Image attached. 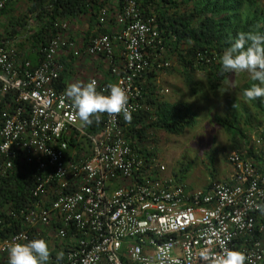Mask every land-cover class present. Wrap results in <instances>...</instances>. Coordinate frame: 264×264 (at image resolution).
Instances as JSON below:
<instances>
[{
    "label": "built area",
    "instance_id": "2783aa9c",
    "mask_svg": "<svg viewBox=\"0 0 264 264\" xmlns=\"http://www.w3.org/2000/svg\"><path fill=\"white\" fill-rule=\"evenodd\" d=\"M13 1L0 0V14ZM141 1L123 0L115 13L102 8L99 26L112 20L117 30L93 38L84 50L58 34L40 49L36 66L19 54L16 41L0 40V184L15 166L32 176L23 222L37 236L60 242L59 264H220L229 251L240 253L243 264H264V129L252 140L262 166L233 152L227 181L194 190L163 177L166 167L136 149L121 114L107 115L101 133L92 136L71 99L57 90L62 52L102 57L128 97L132 119L149 110L147 75L171 63ZM56 27L61 32L68 25ZM73 140L86 144L72 148ZM29 233L0 239V264L12 244L30 241ZM49 261L57 264V256Z\"/></svg>",
    "mask_w": 264,
    "mask_h": 264
},
{
    "label": "trees",
    "instance_id": "16d2710c",
    "mask_svg": "<svg viewBox=\"0 0 264 264\" xmlns=\"http://www.w3.org/2000/svg\"><path fill=\"white\" fill-rule=\"evenodd\" d=\"M90 1L28 0L27 14L10 19L6 37L0 38V40L16 41L17 50L22 56L27 46H31V50L40 56V49L61 33L56 25L64 19L75 18L86 13L91 5ZM122 1L119 0L120 5H122ZM13 7L14 1L6 6L0 17L9 16L13 12ZM141 8L146 17L155 19L156 26L164 38L165 50L171 49L177 53L178 61L183 68L184 83L188 89L193 87L194 75L200 70L205 73L209 86L213 90L217 89L226 82L229 75V72L221 71L220 57L230 46L236 34L238 32L264 34V0H142ZM32 18L36 23L35 29L30 24ZM182 46L185 48L179 51ZM154 76V73L147 75V83L143 90L145 103L149 110L134 116L127 127L128 138L134 146L137 142L147 140L151 129L169 135L182 136L188 129L195 126L197 113L191 105L169 103L153 97L154 94L150 88L152 87L151 79ZM253 83L255 82L250 80L240 92L243 93ZM103 87L96 88V90L107 95L103 92ZM63 88L61 76L57 83V90L63 91ZM244 99L246 100L245 97ZM246 101L256 111L264 110L260 99ZM3 108L4 100L0 97V128ZM244 108L245 113L248 114L247 107ZM106 117L107 114H100L98 122L94 120L91 125H84L88 134L92 136L100 134ZM250 118L248 115L247 120ZM218 123L231 135L234 145L233 152L239 153L243 158L250 159L259 166L263 165L253 144L246 147L250 137H247L240 128L239 120L235 114L219 119ZM85 144L84 142H75V140L70 143L72 148L80 145L82 147ZM136 149L139 148L136 146ZM139 152L149 158L147 152L142 150ZM178 182L182 183V180H178ZM33 187L32 176L22 172L18 166H15L8 176L1 180V240L22 231L30 232V240H47L44 235L37 236L35 231L29 230L23 222V214L32 204L31 190ZM54 226L57 227L55 224ZM49 257L56 260L55 254H50ZM6 263L7 261L2 264ZM54 263L48 261V264Z\"/></svg>",
    "mask_w": 264,
    "mask_h": 264
},
{
    "label": "rangeland",
    "instance_id": "374dc122",
    "mask_svg": "<svg viewBox=\"0 0 264 264\" xmlns=\"http://www.w3.org/2000/svg\"><path fill=\"white\" fill-rule=\"evenodd\" d=\"M14 5L9 16L0 17V38L6 37L10 19L27 14V0H15ZM31 22L34 23L33 18ZM184 48L182 46L179 51ZM166 60L171 63V67L156 73L151 79L153 97L170 103L191 105L197 113L195 126L182 136L151 129L147 140L137 142L136 146L147 152L149 158L154 159L158 165L166 167L163 173L165 178L177 182L182 180V183L194 190L205 189L214 182L223 183L232 174L228 157L233 153L234 145L231 135L218 120L235 114L240 128L250 137L246 147L251 146L258 130L264 129V110L256 111L240 92L250 82V75L246 72H229L226 82L213 90L207 83L205 73L200 70L194 75L193 87L188 89L177 53L167 50ZM244 107H247L248 114ZM248 115L251 118L247 120ZM46 242L49 253L59 256L60 242Z\"/></svg>",
    "mask_w": 264,
    "mask_h": 264
},
{
    "label": "clouds",
    "instance_id": "9594fccd",
    "mask_svg": "<svg viewBox=\"0 0 264 264\" xmlns=\"http://www.w3.org/2000/svg\"><path fill=\"white\" fill-rule=\"evenodd\" d=\"M222 72H246L253 83L243 91L248 101L260 99L264 103V34L238 32L230 46L220 57ZM65 95L71 99L76 115L84 125L99 121L100 114L114 117L121 114L126 123L132 116L127 110L128 97L118 84L108 85L107 95L96 90L95 81L86 84L69 85ZM264 214V206L259 207ZM49 246L44 239H33L26 243L12 244L7 249V264H48ZM57 256V264L62 260ZM244 257L238 253L226 252L220 264H243Z\"/></svg>",
    "mask_w": 264,
    "mask_h": 264
},
{
    "label": "crops",
    "instance_id": "0c3cea01",
    "mask_svg": "<svg viewBox=\"0 0 264 264\" xmlns=\"http://www.w3.org/2000/svg\"><path fill=\"white\" fill-rule=\"evenodd\" d=\"M90 3L91 5L87 9L86 13L75 18H67L61 21L68 25V30H63L60 34L68 40L77 42L81 47H83V50L88 46L93 38L103 34L110 35L115 33L117 30L113 26L112 20L106 27L99 26L98 21L100 10L106 7L110 9L111 13H115L121 8L119 0H91ZM160 10L162 9L160 8ZM31 27L35 29L36 23L31 22ZM25 50L26 51L23 56L27 59L30 58V61L33 60L34 65L38 64L40 56L31 50V46H27ZM122 53V46L117 45L115 50L117 65L122 64ZM60 60L65 65V71L62 74L64 92L69 85L75 83L86 84L90 81H96L98 83L96 88L116 83V78L111 74L110 67L102 57L93 58L83 54L81 57L75 58L68 56L67 51H65L60 55ZM145 83H147V78Z\"/></svg>",
    "mask_w": 264,
    "mask_h": 264
}]
</instances>
